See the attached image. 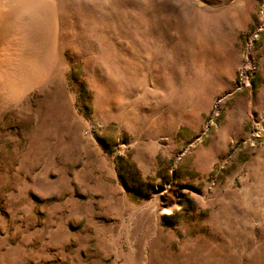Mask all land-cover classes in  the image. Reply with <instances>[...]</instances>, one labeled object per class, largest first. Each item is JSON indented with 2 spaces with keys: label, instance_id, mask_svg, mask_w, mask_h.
<instances>
[{
  "label": "rangeland",
  "instance_id": "1",
  "mask_svg": "<svg viewBox=\"0 0 264 264\" xmlns=\"http://www.w3.org/2000/svg\"><path fill=\"white\" fill-rule=\"evenodd\" d=\"M0 264H264V0H0Z\"/></svg>",
  "mask_w": 264,
  "mask_h": 264
},
{
  "label": "bare ground",
  "instance_id": "2",
  "mask_svg": "<svg viewBox=\"0 0 264 264\" xmlns=\"http://www.w3.org/2000/svg\"><path fill=\"white\" fill-rule=\"evenodd\" d=\"M37 21L38 22L35 23L32 27L28 28L27 32H23L24 34L22 33L23 42L19 47V57L16 67L20 72L26 73L31 76H35L36 71L41 66L40 56H41V51L44 50V48L42 47L43 33H44V31H42L41 29L42 22L40 18H37ZM9 57H11V55Z\"/></svg>",
  "mask_w": 264,
  "mask_h": 264
}]
</instances>
